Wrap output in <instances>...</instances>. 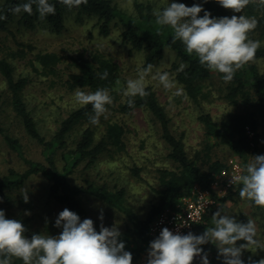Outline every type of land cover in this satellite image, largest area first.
<instances>
[{"label": "trees", "instance_id": "trees-1", "mask_svg": "<svg viewBox=\"0 0 264 264\" xmlns=\"http://www.w3.org/2000/svg\"><path fill=\"white\" fill-rule=\"evenodd\" d=\"M179 1L187 6L193 3H203V0ZM22 2L23 0H0L1 30L9 31L10 25L17 24L19 28L35 29L43 26L49 28L51 32L61 33L66 27L69 15L87 13L96 18V26L104 37L110 35L114 29L121 28L119 33L121 41L128 46L130 53L144 54L145 68L148 65L153 67L158 64L168 51L174 52L176 59L171 69L188 98L198 104L202 99L209 98L203 85L213 76V71L202 66L195 53L188 54L178 39L172 40L173 30L169 26L156 23L158 11L153 3L133 0V9L128 11L123 9L117 0H82L79 6L71 9L59 0H50L55 5V13L40 18L35 5H33L31 14L13 13L12 9ZM203 8L214 17L234 15L229 9L217 4L215 0H207L203 3ZM240 14L257 19V26L249 33V38L261 41L260 46L253 60L237 69L231 81H224L222 74L217 72L224 85L223 98L234 107L233 110L227 112L220 121L215 120L210 112L202 110L199 113V121L208 138L217 139V142L225 144L242 160L239 163L243 175L249 157L252 154H264L263 136L260 133V128L264 130V73L256 63L258 59L264 58V3L260 0H250ZM198 15L202 16L203 11ZM17 44L18 51L13 52L14 56L23 58L27 53L26 47L32 50L30 44L23 42ZM69 60L70 66L74 67L69 72L62 70L60 64L63 62V56L54 51H39L34 58L28 61L32 71L54 80L59 79L68 92L79 89L89 92H94L98 88L107 89L112 97V103L106 106V112L114 110L127 114L136 108L147 110L159 124L161 137L168 145V157L177 166L175 169L159 170L161 187L156 190L157 202L152 205L144 218L139 217L126 204L124 188L90 178H86L83 184L74 183L71 176L77 170L89 169L90 171L104 154L126 152L124 124L118 120L109 119L103 131L98 133L100 119L103 115L100 116L97 124H92L89 119L93 115L91 105H79L72 108L67 116L58 122L53 133L45 135L25 98V90L31 78L28 75L16 76L13 63L8 58L2 57L0 58V75L5 85L7 98L0 102V135L9 149L16 153L24 168L9 167L7 172L0 177V209L5 211L7 218L20 220L25 226V235L30 238L34 233L31 230L33 214H26L24 210L9 213L17 206L24 205L32 208L31 203L27 205L24 199L22 201L17 199V194L21 193V189L28 180L41 177L48 181L47 196L49 199L74 211L81 220L86 217L90 218L83 204V197L91 195L126 216L128 225L120 231V239L124 240L126 250L132 253V264H135L141 251L146 252L149 242L155 238L149 234V228L159 213L167 207L175 206L180 198L190 192L194 186L212 189L215 175L226 166L227 162L212 161L211 148L207 146L204 157L208 159V168L202 170L197 161L188 155L183 135L178 136L172 130L168 112L151 86H145V95L135 97L124 95V89L119 91L116 89L120 75L118 66L112 58L98 52L91 58L83 53L71 55ZM105 73H107L106 76ZM7 108L13 112L10 125L2 119ZM13 124L21 127L20 132L25 133L30 141L41 148L42 159H35L28 155L22 137L12 132ZM248 130L254 133L253 137L249 136ZM132 172L135 176H140L138 167H134ZM241 186L238 182V191ZM236 192L231 189L222 198L214 193V197L219 202L210 207L193 234H201L206 227L213 226L212 214L218 208L223 211L225 202L233 198ZM253 206L256 209L255 216L262 221L264 207L254 204ZM242 218L244 219L241 222H247L245 215ZM93 222L94 227L99 231L98 223L94 220ZM201 247L210 254L214 244L209 242ZM0 258H7L9 264H24L22 259L10 254L0 253ZM249 258L253 261L259 260L258 255L243 258L245 264H249ZM217 264H222V260Z\"/></svg>", "mask_w": 264, "mask_h": 264}, {"label": "rangeland", "instance_id": "rangeland-1", "mask_svg": "<svg viewBox=\"0 0 264 264\" xmlns=\"http://www.w3.org/2000/svg\"><path fill=\"white\" fill-rule=\"evenodd\" d=\"M142 1L153 3L156 11L169 3V0ZM117 2L123 9L132 11L133 0H117ZM176 2L180 1L176 0ZM229 10L234 15H241L232 9ZM120 31L121 28L114 29L110 35L102 36L96 26V18L87 13L69 15L66 27L61 33L51 32L49 28L43 26L35 29L19 28L17 24L10 25L9 31L0 29V58L6 57L13 63L16 76L28 75L31 78V82L25 90V98L45 135L48 136L53 133L58 126V122L67 116L72 108L80 105L76 103L74 98V93L77 90L68 92L59 79L54 80L39 72L32 71L28 60L34 58V55L39 51H54L63 56V62L60 64L62 70L69 72L74 69L69 64L71 55L83 53L91 58L95 53H103L105 56L112 58L118 66L120 78L116 89L118 91L125 90L127 81L136 79L145 69L144 54L130 53L128 46L121 41ZM252 40L259 41L257 39ZM18 42L32 45V50L25 48L27 53L23 58L13 55L18 51ZM175 59L176 54L174 52L168 51L165 53L164 58L145 73L144 84L155 90L158 99L165 106L171 119L172 130L178 136L183 135L188 155L197 161L202 170L208 168V159L204 157L207 146L211 148L212 161L219 160L225 163L230 158H234L241 162L242 160L228 146L217 142V139L208 138L202 123L199 121V113L202 110L210 112L217 121H220L227 112L233 110L234 107L223 98V81L217 75V72L213 71V76L206 80L203 85L209 98L202 99L200 104L195 103L188 98L183 87L176 81L175 74L171 69ZM256 63L261 72L264 73V58L258 59ZM157 72H167L170 80L175 82V86L166 89L156 79ZM177 89H179V94H176ZM79 90L89 92L83 89ZM6 98L5 85L0 75V102ZM12 118L13 112L10 108H7L2 115V119L10 125ZM109 119L118 120L124 124L126 129V152L104 154L94 168L90 171L89 169L85 171L77 170L71 176V180L76 184H83L86 178H90L124 188L126 191V204L139 217L144 218L152 205L157 202L156 190L161 187L159 170L165 168L175 169L177 165L169 159L168 145L161 137L159 124L147 110L136 108L127 114L109 110L100 119L98 133L103 131L105 123ZM20 129L21 127L12 125V132L22 137L28 155L35 159H42L41 148L30 141L25 133L20 132ZM260 133L264 142V130L262 128H260ZM255 155L258 154H252L249 157L248 163ZM12 166L19 169L24 168L16 153L9 149L0 135V177ZM134 167L140 169L139 177L133 174L132 169ZM48 185L49 182L41 177L28 180L21 189V193L17 194V199L22 201L23 195L27 193L29 199L25 204L31 203L32 208H27L24 205L17 206L11 209L9 213H18L24 210L27 214H33L32 232L42 235H57L61 230L54 226V221L58 213L65 207L49 199L47 196ZM237 185L233 189L237 192L233 198L225 202V209L222 213L232 215L238 221H243L242 216L244 215L246 219L254 220L257 227V239L264 246V218L260 221L259 217L255 216V207L250 201L239 196ZM83 204L88 210L89 217L96 221L98 226L101 223L106 227L115 225L121 231L128 225V220L123 213L107 206L91 195H84ZM101 209L103 210L102 221L98 219ZM240 243L244 242L238 241L237 245ZM136 248L138 249V246ZM256 255L259 256V260L264 258V249H257L256 247L251 250L245 249L242 259ZM146 258L147 252L141 251L135 264H145ZM208 259L210 264H217L222 260V258H218V249L215 245L213 251L208 254ZM192 264H200V257L195 256Z\"/></svg>", "mask_w": 264, "mask_h": 264}, {"label": "clouds", "instance_id": "clouds-1", "mask_svg": "<svg viewBox=\"0 0 264 264\" xmlns=\"http://www.w3.org/2000/svg\"><path fill=\"white\" fill-rule=\"evenodd\" d=\"M69 9L79 6L82 0H59ZM207 0H203L206 3ZM226 9L241 13L250 0H215ZM264 3V0H260ZM203 3H184L169 0L167 6L156 13V23L169 26L173 30L172 40H179L188 54L198 58V62L207 69L222 74L224 81H231L237 69L253 60L260 42L249 38V33L257 26V19L246 15L214 17ZM33 5L40 18L55 13V5L50 0H23L12 12L31 14ZM203 11V15H198ZM152 68L148 65L136 79H129L125 95L135 97L145 95L144 78ZM105 76L107 73L104 74ZM156 79L171 89L175 82L167 72H157ZM176 94H179L177 89ZM76 103L91 105L92 124L106 112V106L112 103L107 89L98 88L94 92L77 90L74 93ZM131 104L132 101L130 100ZM239 182V196L252 204L264 207V154L252 156L245 165V174L233 178ZM25 202L29 197L23 195ZM27 214V213H26ZM98 219L103 220V210ZM213 226L206 227L201 234L188 232L182 234L163 227L159 234L149 242L145 264H192L194 257H200V264H210L208 253L201 247L211 242L218 249V258L222 264H245L242 254L253 247L264 249L257 239L256 223L238 221L232 215L223 214L218 208L212 214ZM54 226L61 231L57 235L33 233L25 235V226L20 220L7 218L0 209V253L10 254L23 260L24 264H132V253L126 250L121 232L115 225L106 227L103 223L99 231L91 218L81 220L74 211L64 208L55 218ZM238 241H243L237 245ZM0 264H9L7 258ZM249 264H264V258Z\"/></svg>", "mask_w": 264, "mask_h": 264}, {"label": "built area", "instance_id": "built-area-1", "mask_svg": "<svg viewBox=\"0 0 264 264\" xmlns=\"http://www.w3.org/2000/svg\"><path fill=\"white\" fill-rule=\"evenodd\" d=\"M248 134L250 137L254 136L250 130ZM236 176H242V168L237 159L230 158L226 166L215 175L212 189L194 186L190 192L180 198L175 206L167 207L159 213L150 225L149 234L156 237L163 227L182 234L193 233L210 207L219 202L213 194L216 193L221 198L228 194L238 184L233 182Z\"/></svg>", "mask_w": 264, "mask_h": 264}]
</instances>
